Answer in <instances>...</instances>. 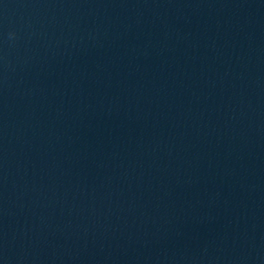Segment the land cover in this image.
Here are the masks:
<instances>
[{"label":"water","instance_id":"1","mask_svg":"<svg viewBox=\"0 0 264 264\" xmlns=\"http://www.w3.org/2000/svg\"><path fill=\"white\" fill-rule=\"evenodd\" d=\"M86 0H0V214L33 116Z\"/></svg>","mask_w":264,"mask_h":264}]
</instances>
